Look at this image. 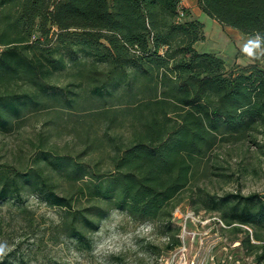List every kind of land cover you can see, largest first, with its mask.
<instances>
[{
    "label": "trees",
    "instance_id": "trees-1",
    "mask_svg": "<svg viewBox=\"0 0 264 264\" xmlns=\"http://www.w3.org/2000/svg\"><path fill=\"white\" fill-rule=\"evenodd\" d=\"M198 4L264 44V0ZM189 14L181 0H0V133L48 107L85 109L108 129L125 121L129 128L124 141L104 132L106 168L42 148L32 165L0 164V203L23 210L25 197L36 196L61 210L60 232L86 248V232L112 210L162 229L163 251L178 248L174 201L193 186L198 164L219 145L264 147V68L227 69L216 53L197 50L204 23ZM65 73L80 81L78 90L59 83ZM194 193L196 213L217 214L264 264V193L218 195L198 186Z\"/></svg>",
    "mask_w": 264,
    "mask_h": 264
},
{
    "label": "rangeland",
    "instance_id": "rangeland-1",
    "mask_svg": "<svg viewBox=\"0 0 264 264\" xmlns=\"http://www.w3.org/2000/svg\"><path fill=\"white\" fill-rule=\"evenodd\" d=\"M198 19L204 23L205 39L197 42V50L216 53L225 60L227 69L250 63L264 68V44L257 37L238 30L235 35L229 34L227 27L206 13ZM58 81L75 90L80 82L68 73ZM107 124L85 109L68 112L48 107L29 116L12 133H0V164L32 165L35 151L42 148L100 161L99 166L106 168L110 149L103 141L104 132L123 141L129 136L126 121L109 129ZM258 140L264 143V137ZM263 148L252 142L223 144L198 164L193 186L174 201L171 220L181 226V245L173 251H163L167 237L162 229L135 222L117 210L100 222L97 231L86 232L91 248L78 245L60 232L61 210L29 195L23 203L24 211L10 202L0 203V262L17 256L25 264H257L254 255L235 239L231 227L219 221L217 214L204 209L196 213L191 201L196 186L218 195L263 194ZM66 189L67 183L60 181L59 190ZM158 250H162L159 255Z\"/></svg>",
    "mask_w": 264,
    "mask_h": 264
},
{
    "label": "crops",
    "instance_id": "crops-1",
    "mask_svg": "<svg viewBox=\"0 0 264 264\" xmlns=\"http://www.w3.org/2000/svg\"><path fill=\"white\" fill-rule=\"evenodd\" d=\"M181 4H182L183 7L189 9V11H190V14L188 15L189 18L192 17V18H197L198 19L204 13L202 11V9L199 7L198 0H181ZM223 27H227V26H223ZM227 28H228L227 31L229 32V34L235 35V34L238 33L237 29L234 30V28H232V27H227Z\"/></svg>",
    "mask_w": 264,
    "mask_h": 264
},
{
    "label": "built area",
    "instance_id": "built-area-1",
    "mask_svg": "<svg viewBox=\"0 0 264 264\" xmlns=\"http://www.w3.org/2000/svg\"><path fill=\"white\" fill-rule=\"evenodd\" d=\"M182 14V13H181Z\"/></svg>",
    "mask_w": 264,
    "mask_h": 264
}]
</instances>
